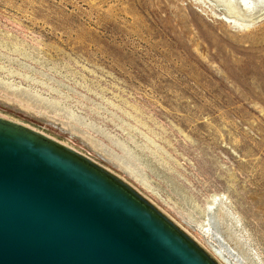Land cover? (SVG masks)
<instances>
[{"label": "rangeland", "instance_id": "374dc122", "mask_svg": "<svg viewBox=\"0 0 264 264\" xmlns=\"http://www.w3.org/2000/svg\"><path fill=\"white\" fill-rule=\"evenodd\" d=\"M256 9L0 0V115L107 166L205 246L195 225L223 198L264 264V18L230 22Z\"/></svg>", "mask_w": 264, "mask_h": 264}, {"label": "water", "instance_id": "95a60500", "mask_svg": "<svg viewBox=\"0 0 264 264\" xmlns=\"http://www.w3.org/2000/svg\"><path fill=\"white\" fill-rule=\"evenodd\" d=\"M0 264H222L107 166L0 115Z\"/></svg>", "mask_w": 264, "mask_h": 264}, {"label": "bare ground", "instance_id": "6f19581e", "mask_svg": "<svg viewBox=\"0 0 264 264\" xmlns=\"http://www.w3.org/2000/svg\"><path fill=\"white\" fill-rule=\"evenodd\" d=\"M222 1H225L228 5L230 14H232V11H238L242 7L247 9H254V7H257L256 11L252 12L248 19H238L229 15L231 17L230 22L235 26L248 27L252 23L264 18V0H241L238 5L235 0ZM39 116L46 120H50L51 122L53 121V118L49 115L39 114ZM74 133L78 136L77 132ZM90 138V136L86 135V137L82 139L91 143L89 140ZM91 144L94 145L93 143ZM94 149H97V147ZM119 160L124 164H127L124 159ZM208 203L211 204V209L208 214L210 225L209 230L205 233V231L203 232L197 225H195V231L199 230V232H197L202 236L204 241H206L208 246H205L202 241L195 237L199 243L205 246L222 264H257L254 257L250 254L248 248L249 244L246 243L243 236H240L237 227L230 219L231 213L225 204L224 199L214 196L213 201L209 200Z\"/></svg>", "mask_w": 264, "mask_h": 264}]
</instances>
